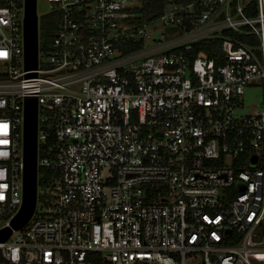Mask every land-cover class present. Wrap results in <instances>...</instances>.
I'll use <instances>...</instances> for the list:
<instances>
[{"label":"built area","instance_id":"1","mask_svg":"<svg viewBox=\"0 0 264 264\" xmlns=\"http://www.w3.org/2000/svg\"><path fill=\"white\" fill-rule=\"evenodd\" d=\"M46 1L58 18L26 67L22 0H0V227L36 101V201L0 264H264V0H170L142 21L130 0ZM214 37L220 54L197 49Z\"/></svg>","mask_w":264,"mask_h":264},{"label":"water","instance_id":"2","mask_svg":"<svg viewBox=\"0 0 264 264\" xmlns=\"http://www.w3.org/2000/svg\"><path fill=\"white\" fill-rule=\"evenodd\" d=\"M23 56L26 67L36 63L37 15L36 0H22ZM33 74V73H31ZM36 101L34 96H26L23 103L22 123V197L21 203L8 223L0 227V241L11 229L19 228L31 215L36 201Z\"/></svg>","mask_w":264,"mask_h":264},{"label":"trees","instance_id":"3","mask_svg":"<svg viewBox=\"0 0 264 264\" xmlns=\"http://www.w3.org/2000/svg\"><path fill=\"white\" fill-rule=\"evenodd\" d=\"M170 0H139L138 4L132 7L134 11L139 13V17L137 18L138 21H142L148 17L157 15L161 12L163 5ZM172 1H187V0H172ZM48 20L46 21L45 25L43 26L42 29H40V34L39 37L43 38L45 37L53 28L54 25L57 21L58 15L57 13H48ZM226 32H230L228 30H224ZM241 39H245V36L239 35ZM203 42H208L211 43V47L208 45H198L197 49H200L202 52H204L207 56H213L220 54V49H219V39L214 37V38H208L206 41ZM43 171L44 169L38 168L37 174V184L41 185L44 182L43 177Z\"/></svg>","mask_w":264,"mask_h":264},{"label":"rangeland","instance_id":"4","mask_svg":"<svg viewBox=\"0 0 264 264\" xmlns=\"http://www.w3.org/2000/svg\"><path fill=\"white\" fill-rule=\"evenodd\" d=\"M139 0H130L132 4L137 5ZM51 8V4L46 0H36V15H37V32L38 37L40 34V29L43 28L46 21L48 20L49 10ZM159 23H154L149 29V33L151 35H155L159 31ZM40 39V37H39ZM144 42H148L147 39H143ZM242 106L239 108V111L246 112L251 111L253 109H257L261 102V88L260 85H253L251 87H245L243 93L241 95ZM38 189L37 192H39Z\"/></svg>","mask_w":264,"mask_h":264}]
</instances>
